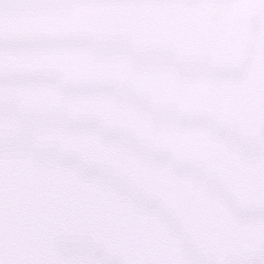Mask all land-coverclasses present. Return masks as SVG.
Returning <instances> with one entry per match:
<instances>
[{
  "label": "snow or ice",
  "instance_id": "6c2138e0",
  "mask_svg": "<svg viewBox=\"0 0 264 264\" xmlns=\"http://www.w3.org/2000/svg\"><path fill=\"white\" fill-rule=\"evenodd\" d=\"M0 264H264V0H0Z\"/></svg>",
  "mask_w": 264,
  "mask_h": 264
}]
</instances>
